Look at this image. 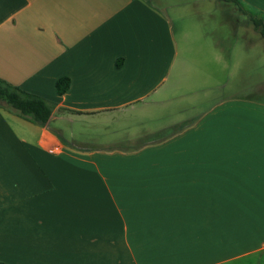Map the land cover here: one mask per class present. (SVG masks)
Instances as JSON below:
<instances>
[{
    "label": "crops",
    "instance_id": "crops-1",
    "mask_svg": "<svg viewBox=\"0 0 264 264\" xmlns=\"http://www.w3.org/2000/svg\"><path fill=\"white\" fill-rule=\"evenodd\" d=\"M182 1L0 0V78L55 103L43 124L0 105V261L264 264V87L142 129L198 91L191 52L208 50L192 44L224 42L202 24L228 23L256 39L251 15L231 22L224 11L264 15V0H238L241 9ZM210 51L203 73L224 74L222 49ZM62 77L69 85L58 93ZM131 115L141 135L173 129L134 146L139 132L127 144L89 147L86 130L66 128L105 129Z\"/></svg>",
    "mask_w": 264,
    "mask_h": 264
},
{
    "label": "rangeland",
    "instance_id": "rangeland-1",
    "mask_svg": "<svg viewBox=\"0 0 264 264\" xmlns=\"http://www.w3.org/2000/svg\"><path fill=\"white\" fill-rule=\"evenodd\" d=\"M177 2L182 3L183 1L177 0ZM201 3H204V1L200 2L199 4ZM235 7L236 6L232 7V5L226 4V10L224 11V15H226L227 18L231 20V22H241L247 18L248 15L258 16L255 15L253 11L247 10L246 8L244 10H246L247 14L244 15ZM242 7L246 6L242 5ZM195 9L196 6L192 5L190 8H186L189 13H193ZM261 15L264 16L260 13V16ZM220 16L221 14L218 13L217 17ZM202 27L205 30L209 29V27L216 28V30L213 31L215 36L222 38L224 42L220 44H192L194 46L202 45L203 49L208 50V52H204L202 49H198L191 52V54L199 60V63L196 72H194L192 75L193 83H196L195 85L190 86L192 87L191 89H198V91L192 93L189 97H179L175 99L171 103L170 107L172 111L176 110L174 113L166 114L155 112L153 114V118L148 119L142 129L147 127H159V123H163L166 117L171 118L178 116V120L182 121L192 119L193 117L207 110L213 103L219 102L223 99H228L231 96L242 97L245 95H250L252 97H257L256 89L258 90L259 87H264V38L262 36H258L255 39L253 37L257 35L254 33L248 35L243 29L233 30L228 23L227 25H221L213 23L212 20L202 24ZM176 30H178L177 27ZM258 34H260L259 31ZM245 36H250L252 43H244L243 40ZM178 45L179 50L181 52L184 51L186 44L184 42H178ZM218 46L222 49V54L224 55L223 59L226 61L224 74H211L207 77L203 73L204 56H209V53H211V47H213L214 50ZM215 83H218L219 86ZM1 104L3 105L2 102ZM106 125L108 128L102 129L100 123H98V126L92 127V125L89 126L83 122H76L72 126H66V128H69V130L72 131H77V129L80 131L86 130V134L82 133V135L86 137L85 139L87 140L84 141L88 143L89 147H105L107 145L102 143L109 141L120 142V145L127 144L123 141H125L126 138L132 133L139 132L140 136L131 142V145L134 146L142 143L143 141H149L150 139L159 138L164 135L167 136L169 132L172 131L171 129H173L171 128L166 131H162L160 134L155 136H147L148 134L141 135L142 130H140V124L137 123V115H131L129 118L115 117L112 118ZM50 127H52L60 135L65 136L59 130L61 127L60 124L51 122Z\"/></svg>",
    "mask_w": 264,
    "mask_h": 264
},
{
    "label": "trees",
    "instance_id": "trees-1",
    "mask_svg": "<svg viewBox=\"0 0 264 264\" xmlns=\"http://www.w3.org/2000/svg\"><path fill=\"white\" fill-rule=\"evenodd\" d=\"M233 2L239 8L242 7L238 0H233ZM250 19L254 27L264 38V16H260L259 14L258 16H250ZM68 85L69 79L62 77L56 81V91L62 93ZM1 102L3 105L13 110L18 116L36 124L47 122L53 108L55 107L54 102L36 94L26 92L0 78V105L2 106ZM165 136L166 135L162 137ZM0 264L7 263L0 261Z\"/></svg>",
    "mask_w": 264,
    "mask_h": 264
},
{
    "label": "built area",
    "instance_id": "built-area-1",
    "mask_svg": "<svg viewBox=\"0 0 264 264\" xmlns=\"http://www.w3.org/2000/svg\"><path fill=\"white\" fill-rule=\"evenodd\" d=\"M60 149H61L60 145H55V146H53L49 151H50V152L57 153V152L60 151Z\"/></svg>",
    "mask_w": 264,
    "mask_h": 264
}]
</instances>
